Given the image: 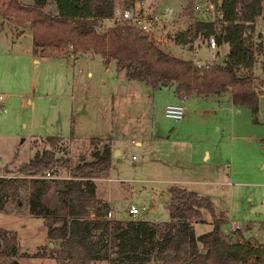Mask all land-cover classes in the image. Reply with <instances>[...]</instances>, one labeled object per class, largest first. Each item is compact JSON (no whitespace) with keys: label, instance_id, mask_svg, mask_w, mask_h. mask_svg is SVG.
Segmentation results:
<instances>
[{"label":"rangeland","instance_id":"rangeland-1","mask_svg":"<svg viewBox=\"0 0 264 264\" xmlns=\"http://www.w3.org/2000/svg\"><path fill=\"white\" fill-rule=\"evenodd\" d=\"M14 1L29 8L32 0ZM145 2L147 12L171 7L175 14L173 25L158 28L167 43L156 47L193 63L214 55V65L223 64L227 46L211 51L201 39L189 45L174 42L189 25L191 9L195 19L216 21L213 2L221 0ZM113 3L122 5L123 0ZM196 6L204 13H196ZM51 11L50 5L41 10ZM255 31L264 47V26L256 25ZM43 51L41 56L32 54L27 24L17 26L0 17V95L5 98L0 109V177L20 175L18 168L46 149L45 138H60L61 152L55 156L71 162L89 160L90 140L99 139L98 147L109 143L112 155L118 153L111 155L107 176L93 179L96 196L108 200L110 219L168 221V190L179 188L211 200L221 231L233 241L240 230L247 241L264 244V56L256 59L251 72L259 97L257 115L234 106L229 94H223L186 101L184 119L174 122L164 117V107L176 104L172 86L152 89L128 81L113 61L105 63L89 52L72 53L68 47L56 56L55 50ZM53 176L68 178L61 170ZM55 200L50 194L43 202L51 208ZM131 205L144 210L132 217L127 213ZM213 220L203 210V223H194L196 235L212 230ZM232 225L239 229L233 231ZM0 229L15 231L17 243L16 252L0 264H55L30 256L53 247L41 217L0 213ZM145 264L161 262L150 256Z\"/></svg>","mask_w":264,"mask_h":264},{"label":"trees","instance_id":"trees-1","mask_svg":"<svg viewBox=\"0 0 264 264\" xmlns=\"http://www.w3.org/2000/svg\"><path fill=\"white\" fill-rule=\"evenodd\" d=\"M136 1L140 0H123L122 5ZM47 5L52 7L50 14L41 12ZM213 5L215 23L197 21L190 6L186 8L190 22L195 23L174 38L177 45L213 38L217 48L228 47L222 65L204 69L164 53L137 29L116 26L96 33L97 22L111 15L113 0H32L29 8L14 0H0V17L10 18L17 26L27 24L34 49L60 52L70 47L72 53L89 52L105 63L113 61L115 70L124 72L128 81L152 89L162 83L172 86L180 100L228 93L234 106L257 115L259 97L251 70L256 59L264 56L260 36H255V24L264 23V0H221ZM43 142L46 149L20 166V175L0 177V213L41 217L46 239L53 244L32 258L52 259L55 264H145L150 256L161 264L264 262V244L247 241L240 230L238 241H233L232 235L221 231L222 221L216 219L212 201L184 189L168 190V221L107 219L109 205L96 196L93 179L107 176L110 170V144L98 147L100 140L92 139L89 160L71 162L55 156L61 152L60 138L48 137ZM60 170L68 179H37ZM50 194L56 199L51 208L43 202ZM203 210L213 217V228L196 235L194 223H203ZM16 250V232L0 229V262Z\"/></svg>","mask_w":264,"mask_h":264},{"label":"built area","instance_id":"built-area-1","mask_svg":"<svg viewBox=\"0 0 264 264\" xmlns=\"http://www.w3.org/2000/svg\"><path fill=\"white\" fill-rule=\"evenodd\" d=\"M195 12L198 14L204 13L202 11V8L200 6H196L194 8ZM174 12L171 7H162L158 10H150V12H147V5L145 0L136 1L130 5L123 6L119 4H114V7L112 9L111 15L108 18L101 19L97 22V25L94 28V31L96 33L104 32L105 30H101L103 28H100V26L103 23L110 24V27H116V26H127L134 29H137L139 33L144 36L149 42L157 45L163 46L167 43V40L161 37V34L159 33L158 28H164L169 27L174 24ZM205 23H215V20H210L208 17L198 20ZM190 24L195 23V21L189 22ZM263 25L261 21H258L256 25ZM98 31V32H97ZM208 48L211 51H214L217 49L216 43L213 38H210L208 41ZM215 57L214 55L209 60H196L194 61V65L198 69H204L211 67L214 65ZM5 98L3 95H0V109L2 108V103L4 102ZM185 115V107L182 103H176V104H168L164 107V117L165 119L179 122L184 119ZM135 158H133L134 160ZM37 179H43V180H51V179H59L57 177H54L49 172H45L42 176L37 177ZM68 179V178H65ZM107 182H110V180H107ZM144 208L139 209L138 207L131 205L127 209L128 215H131L132 217L137 216ZM112 216L111 212L108 211L105 215L107 219H110ZM239 229L238 225H232V230L236 231Z\"/></svg>","mask_w":264,"mask_h":264},{"label":"crops","instance_id":"crops-1","mask_svg":"<svg viewBox=\"0 0 264 264\" xmlns=\"http://www.w3.org/2000/svg\"><path fill=\"white\" fill-rule=\"evenodd\" d=\"M31 51H32V54L35 56V55H42L43 53H46V52H44L43 50H39V49H34L33 47H32V45H31ZM52 53H55L56 54V56H57V54L58 55H60V53H63V52H59V53H56L55 51L54 52H52ZM255 66V65H254ZM254 68V67H253ZM253 70V69H252ZM252 70H251V72H252ZM228 94V93H227ZM221 96V95H220ZM230 96V95H229ZM219 97V96H218ZM176 98V97H175ZM207 98V97H206ZM191 99H199V98H186V99H183V100H180V99H178V98H176V103H185L186 101H188V100H191ZM202 99H205V98H202ZM230 99H231V97H230ZM180 101H183V102H180ZM232 102V101H231ZM233 104V103H232ZM184 106V105H183ZM134 145H136V146H140V143L139 142H135L134 143ZM97 191V190H96ZM106 201H108V200H106ZM110 208V207H109Z\"/></svg>","mask_w":264,"mask_h":264},{"label":"water","instance_id":"water-1","mask_svg":"<svg viewBox=\"0 0 264 264\" xmlns=\"http://www.w3.org/2000/svg\"><path fill=\"white\" fill-rule=\"evenodd\" d=\"M160 87H167V84L162 83ZM117 155H118V153H117V152H114L112 156H113V158H114V157L117 156ZM49 246H51V243H49Z\"/></svg>","mask_w":264,"mask_h":264}]
</instances>
